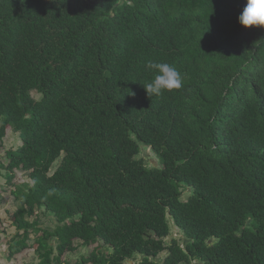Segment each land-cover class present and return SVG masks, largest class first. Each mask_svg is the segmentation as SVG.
<instances>
[{
    "label": "trees",
    "instance_id": "obj_1",
    "mask_svg": "<svg viewBox=\"0 0 264 264\" xmlns=\"http://www.w3.org/2000/svg\"><path fill=\"white\" fill-rule=\"evenodd\" d=\"M244 2L0 0V150L7 126L21 139L0 169L29 178L9 257L34 235L32 264H264V28ZM149 60L182 86L149 97Z\"/></svg>",
    "mask_w": 264,
    "mask_h": 264
},
{
    "label": "rangeland",
    "instance_id": "obj_2",
    "mask_svg": "<svg viewBox=\"0 0 264 264\" xmlns=\"http://www.w3.org/2000/svg\"><path fill=\"white\" fill-rule=\"evenodd\" d=\"M32 96L35 99L40 98V94L35 91L31 92ZM2 147L0 150V162L6 163L7 161L4 159L5 152L9 149L17 147L21 143L19 133L11 130L8 126L6 127V133L4 138L2 139ZM140 155L144 158L145 163L150 166L151 164H156V157L150 148H143L140 152ZM0 264H32L36 263L37 259L35 254L33 253V241L34 235H30L27 243L29 244L27 247L21 249L16 255L9 257L8 256V243L12 235L15 234L16 230L11 225V219L9 216L12 212L15 211L17 207V202H15L11 190L14 189L16 185H19L23 182H29V178L26 172H21L18 170L15 172V176L12 179L11 183H8L5 179V171L0 169ZM189 195L188 189L184 188L182 193V199H186ZM36 215L39 217L40 225L44 228L53 227L55 224V218L52 214H49L46 211L38 210ZM33 216H29L28 219L32 220ZM172 236L180 237L181 234L179 231L172 225ZM78 242V241H77ZM96 244H91L87 246H79L76 251L65 252L61 259L65 261H69L71 263H75L79 261L82 256L86 257L90 254V252L97 246ZM133 261H129L127 264H132Z\"/></svg>",
    "mask_w": 264,
    "mask_h": 264
},
{
    "label": "clouds",
    "instance_id": "obj_3",
    "mask_svg": "<svg viewBox=\"0 0 264 264\" xmlns=\"http://www.w3.org/2000/svg\"><path fill=\"white\" fill-rule=\"evenodd\" d=\"M237 20L245 28L250 26L264 28V0H245ZM145 67L153 73L152 79L143 84L149 97L159 96L166 90L179 89L182 86L180 73L174 66L149 60Z\"/></svg>",
    "mask_w": 264,
    "mask_h": 264
}]
</instances>
